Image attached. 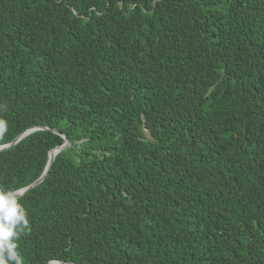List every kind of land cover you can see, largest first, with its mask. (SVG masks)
I'll return each instance as SVG.
<instances>
[{"label":"trees","instance_id":"obj_1","mask_svg":"<svg viewBox=\"0 0 264 264\" xmlns=\"http://www.w3.org/2000/svg\"><path fill=\"white\" fill-rule=\"evenodd\" d=\"M0 119L22 264H264V0H0Z\"/></svg>","mask_w":264,"mask_h":264},{"label":"clouds","instance_id":"obj_2","mask_svg":"<svg viewBox=\"0 0 264 264\" xmlns=\"http://www.w3.org/2000/svg\"><path fill=\"white\" fill-rule=\"evenodd\" d=\"M7 131V122L0 119V138ZM18 193V189L0 187V264H22L18 240L22 233L30 231V221Z\"/></svg>","mask_w":264,"mask_h":264},{"label":"water","instance_id":"obj_3","mask_svg":"<svg viewBox=\"0 0 264 264\" xmlns=\"http://www.w3.org/2000/svg\"><path fill=\"white\" fill-rule=\"evenodd\" d=\"M38 129H44V130H52L53 132L57 133V134H60L63 136L64 138V142L54 148H52L50 151H49V159H48V162H47V165L42 173V175L37 179L35 180L34 182H32L31 184H29L28 186L22 188V189H19V195L22 196L24 194H26L28 191H30L32 188L36 187L37 185H39L42 181H44V179L47 177V175L49 174L51 168H52V165L54 163V160H55V157L56 155L58 154V152H60L63 148H65L66 146H68L70 144L69 142V139L67 137L66 134L64 133H61L60 130L56 129V128H50V127H47V126H35V127H30L28 129H26L25 131H23L22 133H20L19 135H17L10 143H7V144H2L0 145V151L2 150H5V149H8L12 146H14L16 143H18L22 138H24L26 135L38 130ZM55 152V153H54ZM49 264H78V263H75L73 261H62V260H55V261H52L50 262Z\"/></svg>","mask_w":264,"mask_h":264},{"label":"bare ground","instance_id":"obj_4","mask_svg":"<svg viewBox=\"0 0 264 264\" xmlns=\"http://www.w3.org/2000/svg\"><path fill=\"white\" fill-rule=\"evenodd\" d=\"M55 153V152H54Z\"/></svg>","mask_w":264,"mask_h":264}]
</instances>
